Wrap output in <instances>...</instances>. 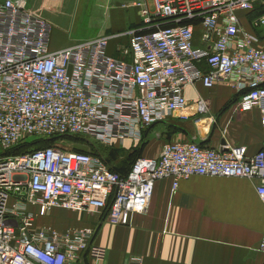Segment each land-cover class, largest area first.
Masks as SVG:
<instances>
[{
    "label": "built area",
    "instance_id": "built-area-1",
    "mask_svg": "<svg viewBox=\"0 0 264 264\" xmlns=\"http://www.w3.org/2000/svg\"><path fill=\"white\" fill-rule=\"evenodd\" d=\"M136 0L142 29L102 35L52 50L50 24L26 0L0 1V264H79L101 260L94 229L56 231L35 220L53 208L100 209L111 224L143 213L157 181L192 175L256 179L264 201V143L215 149L166 141L157 157H137L125 176L97 154L55 146L10 154L36 138L79 137L111 145L141 142L143 133L184 111V90L200 82L229 84L234 109L257 108L264 127V0ZM199 43L194 44L196 31ZM128 36L121 58L109 40ZM128 58L129 60H126ZM196 108L207 109L199 100ZM264 250V237L260 243ZM129 264H142L131 256Z\"/></svg>",
    "mask_w": 264,
    "mask_h": 264
},
{
    "label": "crops",
    "instance_id": "crops-1",
    "mask_svg": "<svg viewBox=\"0 0 264 264\" xmlns=\"http://www.w3.org/2000/svg\"><path fill=\"white\" fill-rule=\"evenodd\" d=\"M26 1L35 15L50 24V36L52 25L68 29L73 13L80 8L82 13H100V20L104 17L105 23L101 22L96 36L70 38L52 50L143 28L136 0ZM148 3L152 9L150 0ZM127 42V35L112 37L107 53L121 58L119 47ZM194 44L200 45L198 30ZM184 94L189 103L184 111L173 113L143 133V139L147 132L154 138L141 148L137 146L140 156L157 157L166 141H194L215 149L244 146L247 155L261 148L264 127L259 110L236 111V93L229 84L217 82L206 88L197 82L187 86ZM199 100L206 102L205 112L197 110ZM123 143L127 147L138 142L126 139ZM110 164L120 172L130 167L124 170ZM257 185L256 179L192 175L179 180L173 190L172 179L167 177L156 182L145 212L125 213L119 224L107 222L100 209L53 208L44 217L38 216L35 226L59 232L94 229L92 244L102 248L104 256L96 260L84 254L79 264H129L131 256H139L142 264H264V250L260 248L264 237V201L257 196Z\"/></svg>",
    "mask_w": 264,
    "mask_h": 264
},
{
    "label": "rangeland",
    "instance_id": "rangeland-1",
    "mask_svg": "<svg viewBox=\"0 0 264 264\" xmlns=\"http://www.w3.org/2000/svg\"><path fill=\"white\" fill-rule=\"evenodd\" d=\"M80 10H82V8L79 9V12L77 10V12L73 13V17H71V20L69 21L68 29L65 30L59 28L57 25H52L49 44L50 48L62 43L65 44L70 38L74 40L77 38L82 40L97 35L100 31L99 26L101 25V22L102 24L105 23L103 22L104 17L100 20V13L97 14L94 10L82 13ZM150 133L147 132L142 142L137 143L136 146L133 143H130L126 147L124 143L121 144L119 142H115L111 145H102L69 136L55 138L51 141L49 146H55L64 151H78L84 153L97 152L110 163L117 165V167H122L121 169L125 170L134 160V153L137 152L138 149L137 146H140L141 148L143 145L149 144L152 141L154 136ZM31 140L33 139H29V141ZM144 149L145 147L143 150ZM1 151L0 148V154Z\"/></svg>",
    "mask_w": 264,
    "mask_h": 264
},
{
    "label": "trees",
    "instance_id": "trees-1",
    "mask_svg": "<svg viewBox=\"0 0 264 264\" xmlns=\"http://www.w3.org/2000/svg\"><path fill=\"white\" fill-rule=\"evenodd\" d=\"M261 12H264V6H256L255 7V10L253 11L252 15H255V14H259ZM238 98V95H236V100ZM69 137H72V136H69ZM55 138H58V137H55ZM55 138H49V139H45V138H36V139H33L31 141L29 140H26V141H23L21 143H19L18 145H16L15 147H13L9 153L10 154H24V153H27V152H30V151H33V150H37V149H43V148H47L49 147L50 143L52 140H54ZM75 138H79V137H75ZM82 139V138H80ZM84 140V139H83ZM139 149H137V152H135V157H134V160L140 156V153L138 152ZM89 153H92V154H97V155H100L98 154L97 152H89ZM101 156V155H100ZM102 157V156H101ZM103 158V157H102ZM104 161L111 166V169L120 173L121 175L125 176L129 170V168L127 170H125L124 172H120L117 168H115L113 165L110 164V162L103 158ZM133 160V161H134ZM132 161V162H133ZM132 164V163H131ZM130 164V165H131Z\"/></svg>",
    "mask_w": 264,
    "mask_h": 264
}]
</instances>
